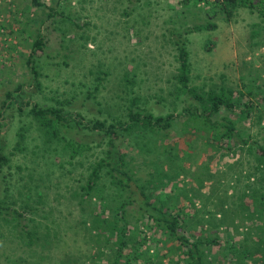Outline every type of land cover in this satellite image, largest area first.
Wrapping results in <instances>:
<instances>
[{"label": "rangeland", "instance_id": "rangeland-1", "mask_svg": "<svg viewBox=\"0 0 264 264\" xmlns=\"http://www.w3.org/2000/svg\"><path fill=\"white\" fill-rule=\"evenodd\" d=\"M39 1L45 5H33L29 0H0V99L3 87L11 88L19 82L25 90L24 99L51 103L57 98L63 101L64 108L80 111L84 118L105 116V112L118 114L126 105L127 97L135 93L156 113L170 110L172 105L179 108L181 98L172 103L176 61L171 33L213 20L215 28L192 30L185 35L189 84L197 91L222 85L231 88L235 95L243 93L241 100L249 97L246 89L257 91L256 104L248 117L233 124L247 131L249 140L255 139L264 146V102L259 101L264 95V0L263 6L258 2L251 9L236 7L228 19L222 14L207 16V4L200 0L186 5L181 0ZM50 7L54 13L47 15ZM36 29L44 42L41 52L32 55L38 67L36 78L41 85L40 93L35 91L31 72L25 64ZM124 77L133 80L128 84L129 90ZM89 90L92 95L87 94ZM4 120V143L9 149L15 139L13 130L19 123L15 109L6 110ZM179 127V122L173 121L168 131L170 136H178V143L172 139L168 142L176 149L177 156L162 167L172 176L171 188H180L192 196L193 206L188 207L195 210V233L216 235L225 244L206 250L205 264H236L238 258L231 259L229 254L222 253L228 244L249 249V258L241 264H264V245H261L264 242V167L257 163L255 154L246 149L244 142L226 150L223 139L216 142L218 147H213L202 130L182 134ZM72 133L90 144L98 138L80 128ZM124 137H118L117 141H121L130 167L137 170L141 180L149 178L152 164L145 159L154 158L156 145L146 133L133 132ZM26 143V155L15 152L11 156L10 174L5 175L9 183L7 199H14L17 209L24 201L34 205L37 197L32 188V198L17 190L22 183L32 185L28 173L32 178L39 175L43 178L38 181L42 192L36 211L24 212L27 219L32 218L27 220V226L31 225L29 229L34 230L36 239L25 245L18 228L0 217V264H10L18 256L25 259L23 264H30L39 256L41 264L81 261L89 264V252L97 253L93 260L96 264H104L102 235L96 234L92 221L94 200L80 201L74 193L80 192L85 165L104 142L93 147V156L79 157L81 163H68L65 152L60 149L43 155L30 152L32 142L27 139ZM2 182L0 197L3 196ZM109 203L115 204L116 200L110 199ZM126 217L130 223L134 222L129 211ZM137 227L134 223L132 230L136 231ZM148 235L146 254L153 260H136L138 264H174L177 251L169 247V236L159 230L149 231ZM98 248L104 252L100 254Z\"/></svg>", "mask_w": 264, "mask_h": 264}, {"label": "trees", "instance_id": "trees-1", "mask_svg": "<svg viewBox=\"0 0 264 264\" xmlns=\"http://www.w3.org/2000/svg\"><path fill=\"white\" fill-rule=\"evenodd\" d=\"M197 1L181 0V3L186 5ZM200 1L207 4L205 9L208 13L207 16L216 17L218 14H222L224 19L230 18L238 6L251 9L258 2L263 6V0L255 2L253 0ZM29 2L33 5H45L39 0H29ZM57 12L62 14V10ZM53 13V9L50 7L46 14L52 15ZM42 20L43 18L40 19V22ZM215 25V21L206 20L203 23L185 26L182 30L171 33L170 41L176 61L172 103H175L174 100L177 97L181 98L179 108L172 105L170 110L156 113L152 108L146 107V100L140 99V95L135 93L127 97L126 105L118 114L105 112V116L92 115L84 118V114L80 111L72 112L68 108H64L63 101L60 102L57 98L51 103H40L30 98L24 99L25 90L19 82H16L11 88H2L3 97L0 99V180L3 181V196L0 197V217L6 223H10L12 227L18 228L19 237H22L25 245L32 243L36 237L32 234L34 230L29 229L31 225L27 226V220L32 221V218L28 217L27 219L24 212L33 213L36 211L37 203L41 202L42 192L41 189H38V181H43V178L40 175L32 178L31 174H27L32 185L26 182L22 183L17 192H23L25 197L32 198V188L37 198L36 201L34 200V205H29L24 201L19 205L20 209H17L13 205L15 200L7 199L9 183L5 175L10 174V160L15 152H22L26 155L28 139L32 142L30 152L43 155L60 149L65 152L68 163L70 161L81 163L78 160L79 157L93 156V147L99 146L101 141L104 142L98 153L89 159L88 164L84 167L86 174H84L83 182L79 184L80 192H74L80 201L94 200L95 204L92 207L94 220L92 221H94L96 234L102 235L106 252V255L102 256L104 264H138L139 262L136 260H141L140 262L152 261L153 259L146 254L149 248L147 238L150 236H147V233L152 230H159L160 233L169 236V247L171 246L177 251L174 264H205V251L214 245L221 247L222 243L216 235L208 236L203 232L200 235L195 233L193 226L195 210L189 208L193 206L192 196L180 188H171L169 184L172 176L167 172L166 167H162L163 163L166 165L167 161L170 162L177 156L174 146L171 144L169 146L168 143L171 139L178 143L177 135L173 137L168 134L173 121L179 122L178 129L182 134L202 130V135L213 147H218L216 142L221 139L226 142V150L236 146L239 142L246 143V149L255 154L257 163L264 167V146L255 139L249 140L250 135L247 131L239 130L233 124V121L237 122V120L248 117V113L256 104L255 98L258 92L246 89V94L249 97L241 100L243 93L235 95L231 88L222 85L217 89L197 91L193 85L189 84V60L185 35L192 30L213 29ZM2 26L6 27L4 24ZM8 31L10 32L11 29ZM30 44L25 64L31 72L30 78L36 87L35 91L40 93L41 85L36 78L38 67L32 57V55L41 52L44 46L42 35L38 29L34 32ZM132 82V79L124 77L127 90H129L128 84ZM0 85H2L1 81ZM91 93V90L87 92L89 95ZM259 101L264 102L263 94ZM10 108L15 109L19 123L13 130L15 139L8 149L4 143L6 131L3 126L6 124L4 112ZM221 111H225L226 114H221ZM23 119H27V122H24ZM75 128L84 129L97 135L98 138L90 144L88 141L74 137L72 131H75ZM133 132L136 134L146 133L156 145L155 159L153 157L145 159L152 164L148 170L150 176L145 180H141L137 175V170L130 167L129 160L121 149V141H117L118 137L125 139L124 136ZM183 137L185 140L188 139L187 135ZM166 187L168 189L163 190ZM262 194L263 192L259 194V200L253 198L254 201L258 200L259 203ZM110 199H115L116 203L110 204ZM262 207L264 208V205ZM128 211L134 218L133 223H130L126 217ZM103 213H105L104 216ZM134 223L139 226L136 231L132 230ZM261 245H264V242ZM224 249L222 253L225 256L229 254L231 259L238 258L236 264H241L247 257L249 258L250 251L245 246L228 244ZM104 250L98 248L97 252L101 251V254ZM154 252L156 253V249ZM88 254L89 261L87 263L96 264V261L93 260L97 257V253L89 252ZM23 261L25 259L18 256L13 258L10 264H23ZM41 261L42 257L39 256L33 259L30 264H41ZM74 264L84 263L81 261Z\"/></svg>", "mask_w": 264, "mask_h": 264}]
</instances>
